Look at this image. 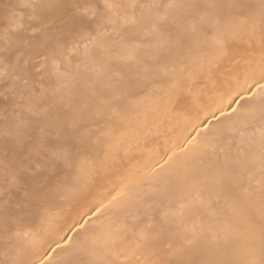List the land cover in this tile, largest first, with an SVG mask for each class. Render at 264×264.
Listing matches in <instances>:
<instances>
[{"label": "snow or ice", "instance_id": "1", "mask_svg": "<svg viewBox=\"0 0 264 264\" xmlns=\"http://www.w3.org/2000/svg\"><path fill=\"white\" fill-rule=\"evenodd\" d=\"M4 20L0 264H264V0H18Z\"/></svg>", "mask_w": 264, "mask_h": 264}, {"label": "rangeland", "instance_id": "2", "mask_svg": "<svg viewBox=\"0 0 264 264\" xmlns=\"http://www.w3.org/2000/svg\"><path fill=\"white\" fill-rule=\"evenodd\" d=\"M18 0H0V25L5 23L4 20V12L6 10L7 5L15 4ZM35 187V182L29 176H26L24 179V189L27 191H31ZM11 203H12V211L21 212L24 209L22 207H18V205H23L24 203V192L23 191H14L11 193Z\"/></svg>", "mask_w": 264, "mask_h": 264}, {"label": "bare ground", "instance_id": "3", "mask_svg": "<svg viewBox=\"0 0 264 264\" xmlns=\"http://www.w3.org/2000/svg\"><path fill=\"white\" fill-rule=\"evenodd\" d=\"M250 3H257L258 0H248ZM178 143L182 140V134L178 133ZM106 187H111V185H106ZM85 203H77V204H72L70 207L67 208V215H66V220L62 222L61 227L65 232H68V235H72L70 231H68L67 225L71 223L73 219H78L79 218V213L84 210ZM63 234V232H61Z\"/></svg>", "mask_w": 264, "mask_h": 264}]
</instances>
